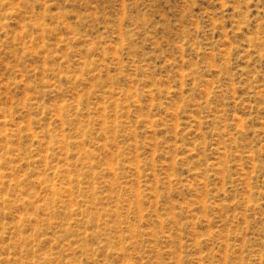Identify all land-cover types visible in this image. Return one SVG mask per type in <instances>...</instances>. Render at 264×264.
Listing matches in <instances>:
<instances>
[{"label":"rangeland","instance_id":"1","mask_svg":"<svg viewBox=\"0 0 264 264\" xmlns=\"http://www.w3.org/2000/svg\"><path fill=\"white\" fill-rule=\"evenodd\" d=\"M0 264H264V0H0Z\"/></svg>","mask_w":264,"mask_h":264}]
</instances>
